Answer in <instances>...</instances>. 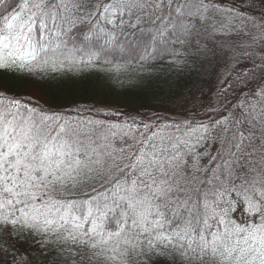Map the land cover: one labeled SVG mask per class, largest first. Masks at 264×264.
I'll return each mask as SVG.
<instances>
[{
  "label": "snow or ice",
  "instance_id": "snow-or-ice-1",
  "mask_svg": "<svg viewBox=\"0 0 264 264\" xmlns=\"http://www.w3.org/2000/svg\"><path fill=\"white\" fill-rule=\"evenodd\" d=\"M0 264H264V0H0Z\"/></svg>",
  "mask_w": 264,
  "mask_h": 264
},
{
  "label": "trees",
  "instance_id": "trees-1",
  "mask_svg": "<svg viewBox=\"0 0 264 264\" xmlns=\"http://www.w3.org/2000/svg\"><path fill=\"white\" fill-rule=\"evenodd\" d=\"M22 91H30L29 87H25ZM31 94L34 95H43L44 99H47L50 104L54 107L58 104L63 103L62 98L57 93H53L51 90L44 88L40 89L39 91L33 92ZM114 101L120 105L122 109L124 108H136L139 107L141 104L145 105H152L151 109L142 108L141 111L147 110H159L161 112L164 111V108L171 109L174 105L171 102H166L164 107H160L158 101L152 100L150 97H146L145 94L134 85L132 81H125L124 86L122 88L117 89L115 96L113 97ZM43 102V100L41 101Z\"/></svg>",
  "mask_w": 264,
  "mask_h": 264
}]
</instances>
